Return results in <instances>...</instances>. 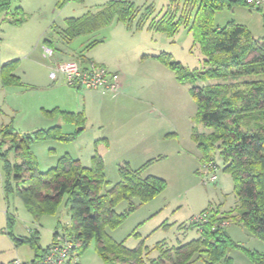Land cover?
I'll return each instance as SVG.
<instances>
[{"label": "rangeland", "instance_id": "rangeland-1", "mask_svg": "<svg viewBox=\"0 0 264 264\" xmlns=\"http://www.w3.org/2000/svg\"><path fill=\"white\" fill-rule=\"evenodd\" d=\"M109 1L111 0H68L54 12L35 13L39 8L33 5L34 0H11L12 10L22 2L34 15L27 13V20L21 24L11 23L6 19L5 13L0 12V67L6 61L16 60L15 74L21 76L23 79L20 82L25 84L10 85L13 86L11 89L0 85V129L11 125L14 132L23 136L60 126L61 135L75 136L80 126L65 120L61 112L67 111H61L60 107L68 106L73 111L80 109L90 115L84 130L76 138L36 139L30 143L29 150L34 155L40 172L56 167L64 156L78 159L83 165H90L92 157L96 153L100 154L105 161L106 179L110 185L104 192L119 181L121 163H128L132 168L148 164L142 175L160 178L165 183V190L142 204L138 198H134L133 203L137 208L128 214L121 225L108 228L107 231L117 242H123L128 248L142 246L146 252L149 251V257L155 259L160 255L156 246L161 242L173 247L200 237L197 230L189 228L194 217L204 212L211 215L213 210L224 213L233 209L237 203L234 184L231 176L223 171L222 158L216 157L218 180L203 183L204 172L208 169L201 168L200 153L194 137L195 132L204 135L211 130L198 117V107L191 89L216 81H206L199 77L180 80L174 70L158 58L162 53L170 54L185 69L202 72L205 56L199 45H194L192 34L184 26L173 35L148 28L153 19H160L165 15L170 0H132L141 12L147 9L153 11L143 29H128L123 22L114 21L91 34L77 37L67 45V49L74 53L73 56L68 55L72 58L69 61L82 64L76 57L81 53L86 57L111 58L123 64L131 82L123 93L120 92L123 80L117 92L103 94L101 90L98 91L96 103L97 95L84 99L83 90L71 87L63 78L66 89L54 93L46 85L33 86L28 83H41L39 78H35L34 71H38L37 76H41L40 73L46 75L47 70L45 66L37 65L31 60L46 59L43 38L40 39L36 32L37 27H40L38 25L50 21L49 32L54 33L53 37L58 40L60 35L52 31V26H65L66 18L96 12ZM53 4V0H44L41 10L52 8ZM232 19L248 26L256 37L264 36L263 19L259 11L238 6L216 15V23L219 25ZM98 39L103 41L87 48ZM54 63L60 62L54 60ZM56 107H59V111L47 112ZM1 139L0 134V141ZM10 141L8 138L6 143H2V152L8 151ZM8 158L12 162L16 161L15 152H10ZM3 164L4 161L0 158V264H11L16 258L29 262L34 257V249L26 240H30L34 234L32 232L37 229L40 246L43 249L51 246L58 225L64 226L71 219L70 207L66 205L64 198L55 215H43L36 220L15 192H10L6 198V173ZM12 176L14 177V173ZM129 205V201L122 200L116 205V211L119 214L125 213ZM8 216L11 217L10 224ZM225 222L226 228L233 224L231 219H226ZM235 226L234 224L233 227ZM59 231L62 233V228ZM247 232H243L239 240L235 241L240 247L228 250L235 264H255L244 250L261 252L259 245L264 248V242L260 239L245 238ZM16 240L24 242L17 244ZM76 258L69 264H104L96 251L95 241ZM192 264L203 262L197 260Z\"/></svg>", "mask_w": 264, "mask_h": 264}, {"label": "trees", "instance_id": "trees-1", "mask_svg": "<svg viewBox=\"0 0 264 264\" xmlns=\"http://www.w3.org/2000/svg\"><path fill=\"white\" fill-rule=\"evenodd\" d=\"M67 1L60 0L57 7L62 8ZM238 6L255 9L247 0H170L165 15L153 19L148 25L150 30L165 31L170 35L184 26L192 34L194 45H199L205 56L202 72L185 69L170 54L162 53L158 58L171 67L180 80L199 77L216 81L191 89L198 117L211 130L204 135L195 132L194 137L201 168L210 165L218 169L216 157L223 159V171L231 176L234 184L235 207L224 213L213 210L205 221H193L189 228H197L200 237L173 247L161 242L156 246L160 255L151 259L149 251L146 252L142 246L128 248L107 231L121 225L137 208L134 198L142 204L165 190V183L160 178L142 175L148 164L132 168L128 163H121L119 181L104 192L110 185L106 179L105 161L100 154L92 157L89 166L64 156L56 167L40 172L29 150L30 143L36 139L76 138L85 128V112H61L65 120L80 126L75 136L61 135L60 126L21 136L8 125L0 129V158L4 161L6 173V198L10 192H15L36 220L43 215H55L64 198L71 212L70 221L56 228L53 243L48 248L40 246L37 229L32 232L31 239L26 241L33 247L34 257L26 263L39 262L54 244L60 243V237H64L73 245L69 262L95 241L96 251L104 264H192L197 260L203 264H234L228 250L240 246L221 225L226 219L242 224L264 242V36L256 37L248 26L233 19L224 25L216 23L218 13ZM255 10L261 13L264 27V9ZM0 12H5L6 19L13 24L23 23L28 16L20 6L11 11V0H0ZM152 13L150 9L141 12L132 0H111L96 12L67 18L66 25L61 29L53 26L52 31L60 38L57 40L53 37L54 33L49 32L44 43L64 57L70 54L67 45L77 37L91 34L114 21L123 22L128 29L136 27L140 30L147 26ZM102 41L94 40L87 48ZM76 57L83 66L92 59L81 53ZM16 63L12 60L2 65L0 75L4 85L22 84L20 76L15 74ZM55 111L59 108L47 112ZM8 138L11 139L10 147L7 152H2V143H6ZM12 151L16 156L14 162L8 158ZM19 158L23 160L18 161ZM122 200L129 201L130 205L125 213L119 214L116 205ZM10 218H7L8 224L11 223ZM19 241L16 240V243L24 242ZM244 251L255 264H264V252Z\"/></svg>", "mask_w": 264, "mask_h": 264}, {"label": "built area", "instance_id": "built-area-1", "mask_svg": "<svg viewBox=\"0 0 264 264\" xmlns=\"http://www.w3.org/2000/svg\"><path fill=\"white\" fill-rule=\"evenodd\" d=\"M254 7L264 8V0H247ZM56 73H62L70 85H81L88 89L101 90L103 92H117L121 87V75L113 73L102 63L91 59L86 66L79 64L77 61H66L55 63ZM208 169L205 174L203 183H212L218 180L217 167L210 165L203 166ZM210 169V170H209ZM208 212L199 214L193 218L194 222L205 221L208 217ZM227 225V222L221 224ZM72 243L69 239L60 237V243L54 244L49 252L36 264H69L71 260ZM11 264H28L21 259L16 258Z\"/></svg>", "mask_w": 264, "mask_h": 264}, {"label": "crops", "instance_id": "crops-1", "mask_svg": "<svg viewBox=\"0 0 264 264\" xmlns=\"http://www.w3.org/2000/svg\"><path fill=\"white\" fill-rule=\"evenodd\" d=\"M42 1H44V0H42ZM42 1L40 0H34V2H33V5H35V6H37L39 9H38V11L37 12H35V13H42V12H44V13H49V12H54V11H56V8H57V3L59 2V0H53L54 1V4H53V6L54 7H52V8H49V9H47V10H45V11H42L41 10V4H42ZM18 6H20L21 8H23V10H24V12L25 13H29V15L30 16H34V15H32V11H31V9L28 7V6H26V5H24L22 2H20V4H18V5H16L15 7H18ZM14 7V8H15ZM11 11H12V9H11ZM5 13V12H4ZM69 18V17H68ZM67 19V18H66ZM38 26H40V27H37V30H36V32H37V34H39L38 36H39V38L40 39H42L43 38V51H44V53H45V55H46V59L45 60H40L39 58H31V60L33 61V62H35L37 65H41V66H45L44 68H46L47 70H46V75H44L43 73H40V75L41 76H37V74H38V71H34V73L36 74V77L35 78H39V82H41V83H38V82H36L35 81V83H32V82H28V83H30V84H33V86H39V84H42V85H46V87L51 91V92H57V91H60V90H62V89H66L65 87L66 86H64V82L62 81V78H63V80H66V78L62 75V74H60V73H56V70H55V63H54V60H57L58 62H66V61H69V59H72L70 56H73V55H70L71 54V51H69L70 52V56H68L67 54H66V56H64V57H62L61 56V54H59V53H55L53 50H52V48L51 47H49L48 45H46L45 43H44V39L46 38V36H47V34L49 33V31H50V27H51V25H50V21L48 22L47 21V23L45 24V23H40ZM53 27V26H52ZM62 27H64V26H58L57 28L58 29H61ZM52 29V28H51ZM37 49V48H36ZM67 51V52H68ZM32 52H35L34 50L32 51ZM29 56V55H28ZM62 57V58H60V57ZM64 58V59H63ZM90 58H94V60L95 61H97V62H99V63H102V64H105L109 69H110V71H112L113 73H117V74H120V75H122V80H123V88H122V90L120 91L121 93H123L127 88H128V86H130L131 85V82L129 81V79H128V76H129V74L127 73V71L125 70V66L123 65V64H120L119 62H116L115 60H113V59H111V58H106V57H100V58H96V57H94V56H91ZM97 59V60H96ZM12 60H14V59H12ZM12 60H9V61H12ZM9 61H6V62H4L3 64H5V63H7V62H9ZM53 62V64H51ZM2 64V65H3ZM2 65H1V67H2ZM1 67H0V70H1ZM0 77H1V75H0ZM20 78H22L21 76H20ZM23 79V78H22ZM38 81V80H37ZM67 81V80H66ZM1 82H2V79H1ZM0 85H4L3 84V82H2V84H0ZM13 85V84H12ZM20 85V84H19ZM22 85H25L24 83H22ZM70 85V84H69ZM5 87H7V88H9V89H11L13 86H10V85H4ZM11 87V88H10ZM71 87H73V88H75V89H77V90H83L82 92H83V95H84V99H86L87 97H90V96H94V95H97L96 93H98V91H100V90H93V89H88V88H85V87H83V86H81V85H71ZM72 88V89H73ZM15 90L16 91H18V88H15ZM73 91V90H72ZM100 92H102L103 94H106V92H103V91H100ZM73 93H75V92H73ZM108 93V92H107ZM78 94H79V92H78ZM81 94V93H80ZM91 94V95H90ZM111 94V93H110ZM115 94V93H114ZM104 99V98H103ZM98 101V95H97V97H95V103ZM104 101V100H103ZM56 108H59V107H56ZM86 108V107H85ZM60 109L62 110V111H68V112H80V109H78V111H73V109H70L68 106H62V107H60ZM86 110V109H85ZM139 113H142V112H140V111H138ZM87 116V118H88V120L87 121H89L90 120V115L88 116V115H86ZM4 123H6V122H4ZM100 132V130H98V133ZM94 139V138H93ZM107 140V139H106ZM85 166H89V165H85ZM236 225L235 227H233V225ZM245 229V230H244ZM195 230H197L198 231V229H195ZM226 230L228 231V233H229V235L232 237V239L234 240V241H236V240H239L238 238L239 237H241V234H243V232H245V231H248L242 224H240V223H233V224H231V225H229V226H227V228H226ZM199 232V231H198ZM248 233H250L249 231L247 232V234L244 236L245 238L246 237H248V238H252V237H255V236H252V235H250V234H248ZM237 235H238V237H237ZM199 236H200V233H199ZM260 246V250H262L261 252H263L264 251V248H262V246L261 245H259ZM77 259V258H76ZM77 261V260H76ZM234 264H235V262H234Z\"/></svg>", "mask_w": 264, "mask_h": 264}]
</instances>
